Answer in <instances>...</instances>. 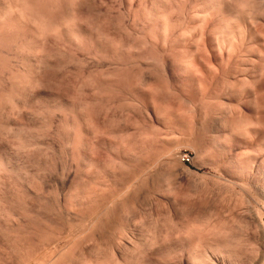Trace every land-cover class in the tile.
<instances>
[{"label": "rangeland", "instance_id": "1", "mask_svg": "<svg viewBox=\"0 0 264 264\" xmlns=\"http://www.w3.org/2000/svg\"><path fill=\"white\" fill-rule=\"evenodd\" d=\"M4 1L14 11L0 0V264H117L113 247L129 237L134 263L145 253L139 262L186 264L204 246L211 264H261L264 0H233L236 14L208 0ZM70 17L75 36L60 28ZM243 197L253 218L235 206Z\"/></svg>", "mask_w": 264, "mask_h": 264}, {"label": "bare ground", "instance_id": "2", "mask_svg": "<svg viewBox=\"0 0 264 264\" xmlns=\"http://www.w3.org/2000/svg\"><path fill=\"white\" fill-rule=\"evenodd\" d=\"M1 1H2L1 4L3 5L4 12H6L7 14H9L8 11H10V12L14 11V10H10V9H12L11 7H13L12 5L9 6L8 3L5 2L4 0H1ZM62 1H63V0H62ZM206 1H207V0H206ZM240 1H242V0H240ZM249 1H250V0H249ZM208 2H209V3H207V4H210V5H212L213 7H214V6L217 7L218 5L220 6V5L224 4V5L226 6V8H228V10H229L232 14L239 13V11H240V10H239L240 8H238V7H239V6H238L239 4H237L238 2L235 3V2H233V0H232V1H231V0H208ZM252 2H253V1H252ZM259 2H260V1H259ZM262 2H263V1H262ZM13 3H14V2H13ZM74 3H75V2H74ZM244 3H245V2H244ZM247 3H248V2H247ZM25 4H26V3H25ZM161 4H162V3H161ZM240 4H241V3H240ZM249 4H250V3H249ZM251 5H252V4H251ZM208 6H209V5H208ZM241 6H242V4H241ZM241 6H240V7H241ZM244 6H245V5H244ZM247 6H248V5H247ZM247 6H246V7H247ZM257 6H258V5H257ZM170 7H171V6H170ZM173 7H174V6H173ZM209 7H210V6H209ZM221 7H223V6H221ZM221 7H220V8H221ZM246 7L242 8V9H243V10H246ZM248 7H249V6H248ZM248 7H247V9H248ZM15 8H16V7H15ZM155 8H156V7H155ZM223 8H224V7H223ZM251 8H252V7H251ZM13 9H14V8H13ZM211 9H212V8H210V12H211ZM214 9H215V8H214ZM242 9H241V10H242ZM263 9H264V8H263ZM221 10H222V9H221ZM249 10H250V9H249ZM255 10H256V9H255ZM17 11H19V10H17ZM150 11H151V10H150ZM247 11H248V10H246V11H241V12H243V15H244L245 12H247ZM262 11H264V10H262ZM20 12H21V11H20ZM1 13H2V12H1ZM6 13H4V14H6ZM247 13H248V12H247ZM247 13H246V14H247ZM263 13H264V12H263ZM263 13L261 12L262 15H264ZM7 14H6V15H7ZM20 14H21V13H20ZM209 14H210V13H209ZM228 14H229V13H228ZM240 14H242V13H240ZM240 14H237V15L240 16ZM204 15H206V14H204ZM213 15H214V14H213ZM253 15H254V14H253ZM258 15H259V14H258ZM193 16H194V15H193ZM198 16H199V15H198ZM198 16H197V17H198ZM234 16L237 17L236 15H234ZM248 16H250V15L248 14ZM7 17H8V16H7ZM73 17H74V16H73ZM80 17H81V16H80ZM251 17H252V16H251ZM3 18H4V17H3ZM21 18H22V17H21ZM65 18H66V17H65ZM70 18H71V17H70ZM70 18H69V19H70ZM201 18H202V17H201ZM231 18H232V16H231ZM231 18H230V21H231ZM238 18H239V17H238ZM249 18H250V17H249ZM256 18H257V17H256ZM263 18H264V17H263ZM63 19H64V18H63ZM75 19H76V18H75ZM134 19H135V18H134ZM205 19H206V18H205ZM236 19H237V18H236ZM239 19H240V18H239ZM239 19H238V20H239ZM253 19H254V18H253ZM73 20H74V18H73V19L71 18V20H68V21L65 20L66 23L64 22L65 24L63 23V24H62V27H60L61 29L63 28V29L65 30V32L69 33V36H70V35H72V36L74 35V34H71V33H73V32H71V31H73V30L75 29V28L73 29L74 22H75V20H74V21H73ZM85 20H86V19H85ZM211 20H212V19H211ZM241 20H242V19H241ZM251 20H252V19H251ZM254 20H255V19H254ZM254 20H253V21H254ZM232 21H233V20H232ZM244 21H245V20H244ZM141 23H142V22H141ZM75 25H76V23H75ZM200 25H201V24H200ZM253 25H254V23H253ZM226 26H227V25H226ZM57 27H58V26H57ZM163 27H164V26H163ZM228 27H229V24H228ZM47 28H48V27H47ZM53 28H54V27H53ZM60 28H59V29H60ZM88 28H89V27H88ZM160 28H161V27H160ZM202 28H203V27H202ZM55 29H56V28H55ZM55 29H54V30H55ZM57 29H58V28H57ZM61 29H60V30H61ZM72 29H73V30H72ZM124 29H126V28H124ZM156 29H157V28H156ZM163 29H164V28H163ZM197 29H198V28H197ZM197 29H196V30H197ZM224 29H225V30L222 31V33H223V32L225 33V31H227L226 28H224ZM227 29H228V28H227ZM194 30H195V29H194ZM249 30H250V29H249ZM252 30H253V29H252ZM256 30H257V28H256ZM46 31H47V29H46ZM57 31H58V30H57ZM74 31H75V30H74ZM162 31H163V30H162ZM257 31H259V30H257ZM55 32H56V30H55ZM201 32H203V31H201ZM220 32H221V30H220ZM96 33H97V32H96ZM174 33H175V32H174ZM34 34H35V33H34ZM48 34H49V33H48ZM152 34H153V33H152ZM198 34H199V33H198ZM256 34H258V32H257ZM40 35H41V34H40ZM125 35H126V34H125ZM259 35H260V34H259ZM56 36H57V35H56ZM74 36H75V35H74ZM254 36H255V35H254ZM50 37H51V36H50ZM185 37H186V36H185ZM213 37H214V36H213ZM250 37H251V36H250ZM44 38H45V37H44ZM70 38H71V37H70ZM73 38H74V37H73ZM73 38H72V40H73ZM180 38H181V37H180ZM191 38H192V37H191ZM199 38H200V37L198 36V39H199ZM263 38H264V37H263ZM75 39H76V38H75ZM182 39H183V38H182ZM198 39H197V40L195 39V40L198 41ZM217 39L219 40V37H218ZM63 40H64V39H63ZM175 40H176V39H175ZM195 40H194V42H195ZM218 40H217V41H218ZM76 41H77V39H76ZM224 41H226V40H223V42H224ZM229 41H230V39H229ZM130 42H131V41H130ZM219 42H220V41H219ZM226 42H227V41H226ZM226 42H225V43H226ZM232 42H235V41H232ZM237 42H238V41H237ZM76 43H77V42H76ZM176 43H177V42H176ZM198 43H199V42H198ZM215 43H216V42H215ZM225 43H224V44H225ZM227 43L230 44V42H227ZM35 44H36V43H35ZM234 44H235V43H234ZM236 44H237V43H236ZM198 45H199V44H198ZM231 45H232V43H231ZM231 45H230V46H231ZM39 46H40V45H39ZM131 46H132V45H131ZM243 46H244V44H243ZM41 47H42V46H41ZM134 47H135V46H134ZM220 47H221V45H220ZM228 47H229V46H228ZM231 47H232V46H231ZM233 47H234V46H233ZM36 48H37V47H36ZM218 48H219V47H218ZM224 48H225V46H224ZM228 49H230V47H229ZM35 50H37V49H35ZM40 50H41V49H40ZM190 50H192V49L190 48ZM219 50H220V49H219ZM133 51H134V50H133ZM232 51H233V49H232ZM260 51H261V50H260ZM263 51H264V50H263ZM263 51H262V53H264ZM34 52H35V51H34ZM38 52H39V51H38ZM115 52H116V50H115ZM197 52H198V51H197ZM220 52H221V51H220ZM223 52H224V51H223ZM35 53H36V52H35ZM193 53H194V52H193ZM233 53H234V52H233ZM36 54H37V53H36ZM36 54H34V55H36ZM137 54H138V53H137ZM194 54H196V50H195V53H194ZM194 54H191L192 56H191V55L189 56V57H191L190 59L193 58V60H190V59L187 58L188 61H184L185 64H184V62H181V63L184 64L183 67L181 66V67L183 68L184 71H188V70L191 69V68H189V67H190V64H189L190 62H189V61H193L194 65L197 64V63H195L194 61H195L196 59H198V58H196V55H195V57H193ZM203 54H204V53H203ZM227 54L229 55V54H231V53L229 52V53H227ZM235 54H236V53H235ZM38 55H39V54H38ZM48 55H49V54H48ZM210 55H211V54H210ZM231 55H232V54H231ZM258 55H259V54H258ZM260 55H262V54H260ZM198 56H199V55H198ZM201 56H202V55H201ZM263 56H264V55H263ZM36 57H37V55H36ZM184 57H185V56H184ZM184 57H183V58H184ZM229 57L231 58V56H228V57H227V58L230 60ZM237 57H238V56H237ZM195 58H196V59H195ZM223 58H224V57H223ZM223 58H222V59H223ZM33 59H34V58H33ZM201 59H202V58H201ZM206 60H207V59H206ZM224 60H225V58L223 59V61H222V60H221V61H222V62H226V61H224ZM260 60H261V59H260ZM173 61H174V60H173ZM202 61H203V60H202ZM221 61H220V62H221ZM33 62H35V61H33ZM177 62H178V61H177ZM186 62H187V63H186ZM205 62H206V61H205ZM227 62H228V61H227ZM228 63H229V62H228ZM228 63H227V64H228ZM179 64H180V63H179ZM188 64H189V65H188ZM206 64H207V63H206ZM225 64H226V63H225ZM176 65H177V64H176ZM191 65H192V62H191ZM178 66L180 67V65H178ZM263 66H264V64H263ZM194 67H195V66H194ZM194 67H193V65H192V69H193V71L195 70ZM224 67H225V66H224ZM227 67H228V66H227ZM192 69H191V71H192ZM197 69H198V68H197ZM211 69H212V68H211ZM215 69H216V68H215ZM262 69H264V68H262ZM181 70H182V69H181ZM209 70H210V69H209ZM197 72H198V71H197ZM210 72H211V71H210ZM263 72H264V70H263ZM263 72H262V73H263ZM164 73H165V72H164ZM28 74H29V73H28ZM185 74H186V73H185ZM190 74H191V73H190ZM192 74H193V72H192ZM195 74H196V73H195ZM109 75H110V74H109ZM196 75H197V74H196ZM252 75H253V74H252ZM261 75H262V74H261ZM142 76H143V75H142ZM256 76H257V75H256ZM144 79H145V78H144ZM142 81H143V80H142ZM154 81H155V80H154ZM258 81H259V79L257 80V83H258ZM139 82H140V81H139ZM254 84H255V82H254ZM254 84H253V85H254ZM17 85H18V84H17ZM34 85H35V84H34ZM255 85H256V84H255ZM135 86H136V85H135ZM22 87H23V86H22ZM142 87H143V86H142ZM31 89H32V88H31ZM59 90H60V89H59ZM22 93H23V92H22ZM28 93H29V92H28ZM65 93H66V92H65ZM26 94H27V93H26ZM134 97H135V96H134ZM257 97H258V96H257ZM21 98H22V97H21ZM37 99H38V98H37ZM257 99H258V98H257ZM165 101H166V100H165ZM128 102H129V100H128ZM260 102H261V101H260ZM87 103H88V102H87ZM260 104H261V103H260ZM118 105H119V104H118ZM255 105H257V104H255ZM241 108H242V107H241ZM262 109H263V108H262ZM236 111H237V110H236ZM240 111H241V110H240ZM18 114H19V113H18ZM81 114H82V113H81ZM85 114H86V113H85ZM238 115H239V114H238ZM10 117H11V116H10ZM82 118L84 119L83 116H82ZM85 118H86V117H85ZM12 119H13V118H12ZM8 120H9V119H8ZM72 120H73V119H72ZM12 121H13V120H12ZM12 121H11V122H12ZM86 121H87V119H85V122H86ZM258 121L260 122V120H258ZM85 122H84V123H85ZM87 122H89V121H87ZM106 122H107V121H106ZM252 122H253V121H252ZM8 123H10V122H8ZM249 123H250V122H249ZM253 123L256 124V122H253ZM259 124L262 125L263 123L261 124V122H260ZM259 124H258V125H259ZM83 125H84V124H83ZM85 125H86V124H85ZM251 125H252V124H251ZM251 125H250V126H251ZM256 125H257V124H256ZM256 125H255V126H256ZM258 125H257V127H258ZM87 126H88V125H87ZM88 127H90V126H88ZM251 127H252V126H251ZM253 127H254V126H253ZM253 127H252V129H253ZM84 128H85V127H84ZM89 129H90V128H89ZM259 129H260V128H259ZM240 130H242V129H240ZM248 130H249V129H248ZM257 130H258V129H257ZM89 131H91V129H90ZM241 132H242V131H241ZM89 133H90V132H89ZM91 133H93V131H91ZM256 135H257V134H256ZM96 136H97V135H96ZM245 136H246V135H245ZM162 137H163V136H162ZM89 138H90V137H89ZM163 139H164V138H163ZM91 140H93V139L91 138ZM145 140H146V139H145ZM73 141H74V140H73ZM263 141H264V140H263ZM152 142H153V141H152ZM90 143H91V142H90ZM93 143H94V142H93ZM98 143H99V142H98ZM139 144H140V143H139ZM91 145H92V144H91ZM82 146H83V145H82ZM155 146H156V145H155ZM84 147H85V146H84ZM90 147H91V146H90ZM91 148H92V147H91ZM127 148H128V147H127ZM83 149H84V148H83ZM90 150H91V149H90ZM153 151H154V150H153ZM168 151H169V150H168ZM158 152H160V151H158ZM90 154H91V153H90ZM145 154H146V153H145ZM159 154H160V153H159ZM86 155H87V154H86ZM84 156H85V155H84ZM87 156H88V155H87ZM164 156H165V155H164ZM164 156H163V157H164ZM85 157H86V156H85ZM90 157H91V156H90ZM92 157H93V156H92ZM150 157H151V156H150ZM83 158H84V157H83ZM153 158H154V157H153ZM160 158H161V157H160ZM91 159H92V158H89V160H91ZM254 159H255V158H254ZM262 159H263V158H262ZM89 160H87V159H86V161L84 160V161H85V164H86L87 167H88V163H89L88 161H89ZM153 160H154V159H153ZM158 160H159V159H158ZM82 162H83V161H82ZM92 162H93V160H91V164L93 165ZM151 162H152V161H151ZM144 163H145V162H144ZM157 163H158V162H157ZM260 163H261V162H260ZM260 163H259V164H260ZM96 164H97V163H96ZM261 164H262V163H261ZM92 165H91V166H92ZM154 165H155V164H154ZM154 165H153V166H154ZM250 165H251V164H250ZM131 166H132V165H131ZM143 166H144V164H143ZM254 166H255V165H254ZM84 167H85V166H84ZM126 167H127V166H126ZM145 167H146V166H145ZM90 168H91V167H90ZM90 168H89V169H90ZM132 168H133V167H132ZM146 168H147V167H146ZM151 168H152V166H151ZM153 168H154V167H153ZM254 168H255V167H254ZM83 169H84V168H83ZM139 169H140V168H139ZM243 169H244V168H243ZM255 169H256V168H255ZM87 170H88V169H87ZM122 170H123V169H122ZM249 170H250V169H249ZM253 170H254V169H253ZM88 171H89V170H88ZM251 171H252V169H251ZM45 172H46V171H45ZM90 172H91V171H90ZM137 172H138V171H137ZM152 172H153V171H152ZM128 173H129V172H128ZM142 173H143V172H142ZM250 173H251V172H250ZM151 174H152V173H151ZM25 175H26V174H25ZM88 175H89V174H88ZM130 175H131V174H130ZM143 175H145V174H143ZM143 175H142V176H143ZM89 176H91V175H89ZM92 176H93V175H92ZM140 176H141V175H140ZM129 177H130V176H128L127 179H129ZM131 177L134 178V175L132 174ZM244 177H245V176H244ZM82 178H83V177H82ZM132 178H130V179H132ZM135 178H136V177H135ZM137 178H138V177H137ZM137 178H136V179H137ZM249 178H250V177H249ZM123 180H124V179H123ZM138 180H139V179H138ZM138 180H136V181H138ZM228 180H229V179H228ZM238 180H239V179H238ZM249 180H250V179H249ZM95 181H96V180H95ZM129 181H131V180H129ZM140 181H141V180H140ZM257 181H258V180H257ZM145 182H146V181H145ZM238 182H239V181H238ZM251 182H252V181H251ZM124 183H125V182H124ZM131 183H132V182H131ZM131 183H130V184H131ZM133 183H134V182H133ZM139 183H140V182H139ZM246 183H247V182H246ZM258 183H259V182H258ZM125 184H126V183H125ZM125 184H124V185H125ZM143 184H144V183H143ZM240 184H241V183H240ZM254 184H255V183H254ZM35 185H36V184H35ZM117 185H118V184H117ZM126 185H127V184H126ZM131 185H132V184H131ZM133 185H134V187H135L136 182H135V184H133ZM248 185H250V187L252 188L250 182L248 183ZM255 185H256V184H255ZM127 186H128V185H127ZM139 186H140V185H139ZM147 186H148V185H147ZM243 186H245L244 182H242V187H243ZM257 186H258V185H257ZM257 186H255V187H257ZM259 186L262 187L260 184H259ZM128 187H129V186H128ZM128 187H127V188H128ZM130 187H131V186H130ZM130 187H129V188H130ZM229 187H230V186H229ZM250 187H248V188L250 189ZM132 188H133V186H132ZM253 188H254V187H253ZM253 188H252V190H253ZM92 189H93V188H92ZM115 189H116V188H115ZM122 189H123V188H122ZM166 189H168V188H166ZM244 189H245V187H244ZM249 189H247V190H249ZM134 190H135V189H134ZM136 190H137V189H136ZM256 190H257V189H256ZM256 190H255V192H256ZM260 190H261V189H260ZM245 191H246V190H245ZM249 191H250V190H249ZM253 191H254V190H253ZM55 192H56V191H55ZM57 192H58V191H57ZM114 192H115V191H114ZM124 192H125V191H124ZM240 192L242 193V190H241ZM247 192H248V191H247ZM258 192H259V191H258ZM82 193H83V192H82ZM110 193H111V192H110ZM130 193H131V192H130ZM237 193H238V192H237ZM241 193H240V194H241ZM243 193H244V190H243ZM256 193H257V192H256ZM262 193H263V192H262ZM111 194H112V193H111ZM113 194H115V193H113ZM127 194H128V193H127ZM162 194H163V193H162ZM245 194H246V193H244V195H243V194H242V195L245 196ZM251 194H254V193H251ZM260 194H261V192H260ZM70 195H71V194H70ZM163 195H164V194H163ZM109 196H110V195H109ZM118 196H120V195H118ZM258 196H259V195H258ZM116 197H117V196H116ZM172 197H173V196H172ZM137 198H138V197H137ZM170 198H171V197H170ZM254 198H255V199L257 198V197H255V194H254ZM81 199H82V198H81ZM99 199H100V198H99ZM108 199H109V198H108ZM172 199H173V198H172ZM235 199H236V198H235ZM244 199H245V198L243 197V200H244ZM260 199H261V198H260ZM64 200H65V199H64ZM73 200H74V199H73ZM241 200H242V198H241ZM241 200H240V201H241ZM71 201H72V200H71ZM112 201H113V200H112ZM128 201H129V200H128ZM246 201H249V202H247V203L250 204L251 199H250V200H246V199H245V201L238 202V203H240V205L236 203L237 205H235V206L237 207V209H238V206H239V208H240V209L242 208V210H243V208L246 207V205H247V203H245L246 205L244 204V202H246ZM257 201H258V200H257ZM119 202H120V201H119ZM259 202H260V201H258V203H259ZM103 203H104V202H103ZM174 203H175V202H174ZM253 203H254V202H253ZM260 203H261V202H260ZM241 204H242V205L244 204L245 206H244V205L242 206ZM64 205H65V204H64ZM106 205H107V204H106ZM218 205H219V204H218ZM225 205H226V204H225ZM251 205H253V204L251 203ZM254 205H255V204H254ZM259 205H260V204H259ZM263 205H264V203H263ZM183 206H184V205H183ZM249 206H250V205H249ZM254 207H255V206H254ZM254 207L251 208V210H252V212H253V213L251 212V215L254 214V211H260V210H257V209H256L257 207H255L256 210H253ZM126 208H128V207L126 206ZM213 208H214V207H213ZM234 208H235V207H233V209H234ZM258 208H259V207H258ZM263 208H264V206H263ZM72 209H73V208H72ZM107 209H108V208H107ZM237 209H236V210H237ZM246 209H247V207H246ZM182 210H183V209H182ZM242 210H240V211H242ZM244 210H245V209H244ZM244 210H243L242 212H244ZM247 210H248V214L250 215L249 209H247ZM247 210H246V211H247ZM251 210H250V211H251ZM263 210H264V209H263ZM137 211H138V210H137ZM211 211H212V210H211ZM80 212H81V211H80ZM100 212H101V211H100ZM113 212H114V211H113ZM183 212H184V211H183ZM190 212H191V211H190ZM222 212H223V211H222ZM229 212H230V211H229ZM242 212H239V213L242 214ZM261 212H262V210H261ZM261 212H259V213L256 212L257 214H255V215L257 216V218H256V222H257V223H260V225H261L262 222H263V221H261V218H262V215L264 214V211L262 212L263 214H262ZM81 213H82V212H81ZM108 213H109V212H108ZM215 213H216V212H215ZM260 213H261L262 215H261ZM195 214H196V213H195ZM210 214H211V213H210ZM227 214H228V213H227ZM231 214H232V212H231ZM234 214H236V213H234ZM243 214H244V213H243ZM245 214H247V213L245 212ZM245 214H244V215H245ZM222 215H223V214H222ZM224 215H225V214H224ZM224 215H223V216H224ZM251 215H250V217L253 216V215H252V216H251ZM255 215H254V217H255ZM258 215H259L260 218H258ZM93 216H94V215H93ZM100 216H101V215H100ZM167 216H168V215H167ZM195 216H196V215H195ZM210 216H211V218H212V215H210ZM168 217H169V216H168ZM181 217H182V216H181ZM209 218H210V217H208L207 220H208ZM215 218H216V217H214L213 219H215ZM235 218H236V217H235ZM241 218H242V217H241ZM252 218H253V217H252ZM252 218H251V219H252ZM14 219H15V218H14ZM116 219H117V218H116ZM203 219H204V218H203ZM251 219H250V220H251ZM16 220H17V219H16ZM80 220H81V219H80ZM184 220H185V219H184ZM215 220H216V219H215ZM217 220H218V219H217ZM253 220L255 221V219H253ZM124 221H125V220H124ZM133 221H134V220H133ZM204 221H205V219H204ZM204 221H203V222H204ZM212 221H213V220H212ZM220 221H221V220H220V218H219V221H216V223L218 222V223L221 225V222H223V220H222L221 222H220ZM248 221H249V220H248ZM13 222H14V221H13ZM16 222H17V221H16ZM30 222H31V221H30ZM188 222H189V221H188ZM195 222H196V221H195ZM201 222H202V221H201ZM203 222H202V223H203ZM206 222H207V221H206ZM210 222H211V221H210ZM249 222H250V221H249ZM202 223H201V224H202ZM223 223H224V222H223ZM250 223L253 224V221H251ZM263 223H264V222H263ZM25 224H26V223H25ZM122 224H123V223H122ZM182 224H183V223H182ZM194 224H195V223H193V225H194ZM206 224H209V223H205V225H206ZM214 224H215V223H214ZM32 225H33V224H32ZM69 225H70V224H69ZM193 225H192V226H193ZM209 225H210V224H209ZM211 225H212V224H211ZM211 225H210V226H211ZM216 225H217V224H215V225L213 226L212 232H209V230H208V233H209V234H210V233H211V234L216 233L215 231H216L217 229H219V228H217L219 225H218V226H216ZM222 225H223V224H222ZM225 225H226V224H225ZM254 225H255V224H254ZM256 225H257V224H256ZM20 226H21V225H20ZM40 226H41V225H40ZM103 226H104V225H103ZM134 226H135V225H134ZM178 226H179V225H178ZM178 226H177V227H178ZM215 226H216V227H215ZM257 226H259V225H257ZM263 226H264V224H263ZM263 226H261V227H262L261 230H264V229H263ZM172 227H173V226H172ZM200 227H201V225L199 224V229H201ZM211 227H212V226H211ZM25 228H26V227H25ZM43 228H44V227H43ZM119 228H120V227H119ZM147 228H148V227H147ZM189 228H190V226L188 227V229H189ZM193 228H195V227L193 226ZM196 228H198V224H197ZM202 228H204V227H202ZM207 228H208V227H207ZM258 228H259V227H258ZM258 228H255V229H256V230H259ZM26 229H27V228H26ZM123 229H124V228H123ZM125 229H126V228H125ZM131 229H132V227H131ZM145 229H146V228H145ZM209 229H210V228H209ZM215 229H216V230H215ZM223 229H224V228H223ZM24 230H25V229H24ZM34 230H35V229H34ZM105 230H106V229H105ZM194 230H195V229H193V231H194ZM206 230H207V229H206ZM213 230H215V231H213ZM25 231H26V230H25ZM63 231H64V230H63ZM69 231H70V230H69ZM86 231H87V230H86ZM186 231H187V229L185 230V232H186ZM199 231H200V230H199ZM199 231H198V232L196 231V233H197V235L199 236L198 238H200L199 240H200V241H203L202 238H203L204 236H203V235L200 236V235L198 234V233H200V232L202 231V229H201L200 232H199ZM221 231H222V230H221ZM109 232H110V231H109ZM130 232H131V231H130ZM167 232H168V231H167ZM188 232H190L189 235H192V234H191V232H192L191 230H190V231L188 230ZM188 232H186L187 235H188ZM256 232H257V231H256ZM258 232H261V231H258ZM263 232H264V231H263ZM72 233H73V232H72ZM126 233H127V232H126ZM134 233H135V232H134ZM134 233H131V234H134ZM182 233H183V232H182ZM182 233H180V234H182ZM193 233H195V231H194ZM196 233H195L194 235H196ZM201 233H202V232H201ZM201 233H200V234H201ZM203 233H204V232H203ZM208 233H207V234H208ZM225 233H228V231L225 232ZM42 234H43V233H42ZM54 234H55V233H54ZM73 234H75V233H73ZM76 234H77V233H76ZM79 234H80V233H79ZM127 234H129V232H128ZM160 234H161V233H160ZM209 234H208V235H209ZM246 234H247V233H246ZM260 234H262V233H260ZM260 234H259V235H260ZM30 235H31V234H30ZM40 235H41V234H40ZM107 235H108V234H107ZM123 235H125V234L123 233ZM135 235H136V234H135ZM139 235H140V234H139ZM139 235H138V236H139ZM147 235H148V234H147ZM177 235H179V234H177ZM177 235H176V236H177ZM204 235H205V234H204ZM216 235H217V234H215V238H217V239H216L217 241H218L219 238L221 239L220 236H218V235L216 236ZM259 235H258V236H259ZM21 236H22V235H21ZM38 236H39V235H38ZM44 236H45V235H44ZM53 236H54V235H53ZM57 236H58V235H57ZM84 236H85V235H84ZM111 236H112V235H111ZM117 236H118V235H117ZM133 236H134V235H133ZM149 236H150V235H149ZM156 236H157V235H156ZM176 236H175V238H176ZM202 236H203V237H202ZM212 236H213V235H212ZM212 236L210 235V238H211ZM228 236H229V235H228ZM228 236H224V238H225V237H228ZM263 236H264V235H263ZM49 237H50V236H49ZM121 237H122V236H121ZM125 237H126V236H125ZM134 237H135V236H134ZM154 237H155V236H154ZM165 237H166V236H165ZM170 237H171V236H170ZM170 237H169V238H170ZM180 237H181V236L179 235V238H180ZM205 237H206V235H205ZM205 237H204V238H205ZM260 237H261V235H260ZM38 238H39V237H38ZM40 238H41V240H42V237H40ZM67 238H68V237H67ZM82 238H83V237H82ZM92 238H93V237H92ZM118 238H120V237H118ZM126 238H128V236H127ZM126 238H124V239H126ZM129 238H130V240L128 239V241H127L129 244H127V243L125 244V242H122L123 238H121V240H120V239L118 240V241H119V242H118L119 245H120V243L122 242V243H123V246H117V243H116L117 241L115 242L116 245L113 244V246L115 245L116 247H113V248H114V251L112 250V251H113L112 253H115L117 256H115L114 254H112V255H114L115 258L117 257V258H116V259H117V261H116L117 264H138V263H139V264H142V263H144V262H139V261H140V259H141V260L143 259L145 253L143 254V256L139 254L142 258H139L140 256H138L139 259H138V260L135 259V260H136V263H134V262H135L134 260L131 261V254H129V253L132 252V251H134V249L131 248V249H132V250H131L129 247H130V246H134V245H133L132 242H131V239H132L133 237H132V238L129 237ZM146 238H147V237H146ZM148 238H149V237H148ZM161 238H163V237H161ZM167 238H168V236L166 237V239H167ZM177 238H178V236H177ZM188 238H189V236H188ZM195 238H197V236H196ZM204 238H203V239H204ZM208 238H209V237H208ZM210 238H209V240H210ZM212 238H214V237H212ZM212 238H211V239H212ZM215 238L211 240V243H213V242L216 241ZM224 238H222V239H224ZM254 238H255V237H254ZM43 239H44V237H43ZM57 239H58V238L55 239L56 242H57ZM133 239H134V238H133ZM133 239H132V240H133ZM206 239H207V237H206ZM220 239H219V241L221 242ZM227 239H228V238H227ZM227 239L225 238V240H227ZM256 239H257V242H259L257 237H256ZM48 240L50 241V239H48ZM53 240H54V238H53ZM55 240H54V241H55ZM58 240H59V239H58ZM73 240H74V239H73ZM77 240H78V239H77ZM93 240H94V239H93ZM112 240H113V239H112ZM112 240H111V241H112ZM126 240H127V239H126ZM169 240H170V239H169ZM174 240H175V239H174ZM199 240H198V241H199ZM214 240H215V241H214ZM225 240H224V241H225ZM228 240H229V239H228ZM228 240H227V241H228ZM259 240H260V239H259ZM261 240H262V239H261ZM45 241H47V239H46ZM59 241H60V240H59ZM107 241H108V239H107ZM146 241H147V240H146ZM154 241H155V238H154ZM154 241H152V240L150 241V239H149V241H147V244H146V242L144 243V244L147 245L146 248L149 247V248L147 249L148 251H149V250L152 248V246L155 244ZM156 241H157V238H156ZM178 241H179V239H177V242H178ZM180 241H182V240H180ZM180 241H179V242H180ZM192 241H193V243H194V240H192ZM196 241H197V240H196ZM200 241L198 242V244L201 243ZM206 241H208V240H206ZM227 241H225V243H226ZM255 241H256V240H255ZM32 242H34V241H32ZM32 242H31V243H32ZM51 242H52V241H51ZM83 242H84V241H83ZM97 242H98V241H97ZM135 242H136V241L134 240L133 243H135ZM161 242H162V241H161ZM174 242H175V246H177V245H176V241H174ZM183 242H184V240H183ZM222 242H223V241H222ZM230 242H232V241H230ZM263 242H264V241H263ZM21 243H22V240H21ZM25 243H27V242H25ZM42 243H43V242H42ZM48 243H49V242H48ZM54 243H55V242H54ZM57 243H58V242H57ZM57 243H56L55 245H57ZM81 243H82V242H81ZM102 243H103V242H102ZM163 243H164V242H163ZM180 243H181V242H180ZM180 243H179V244H180ZM202 243H204V241H203ZM207 243H208V242H206V244H205L206 246H207ZM228 243H229V242H228ZM228 243H227V245H229V248H227L228 246H226V245L220 243V244L224 245V246H223L224 248H222V249H225V247H226V249H230V251H231V250L233 251L234 248H232V244H228ZM51 244H52V243H50V245H51ZM82 244H83V243H82ZM90 244H91V243H90ZM96 244L98 245L99 243H96ZM106 244H107V243H106ZM124 244H125V245H124ZM198 244H197V246H198ZM218 244H219V242H218ZM258 244H260V243H258ZM40 245H41V244H40ZM46 245H47V244H46ZM48 245H49V244H48ZM52 245H53V244H52ZM64 245H65V243H64ZM75 245H76V244H75ZM108 245H109V244H108ZM121 245H122V244H121ZM182 245H183V243H182ZM202 245H203V244H202ZM202 245H200V247H201ZM208 245H210V243H209ZM212 245H213V244H211V246H212ZM216 245H217V243H216ZM216 245H215V246H216ZM230 245H231V246H230ZM30 246H31V245H30ZM41 246H42V245H41ZM106 246H107V245H106ZM160 246H161V245H160ZM197 246H196V247H197ZM213 246H214V245H213ZM213 246H212V247H213ZM217 246H218V245H217ZM26 247H27V246H26ZM33 247H34V246H33ZM45 247H46V246H45ZM52 247H54V246H52ZM52 247H51V248H52ZM55 247H56V246H55ZM55 247H54V248H55ZM67 247H68V245H67ZM95 247H96V246H95ZM110 247H111V246H110ZM137 247H139V245H138ZM153 247H154V246H153ZM158 247H159V246H158ZM190 247H191V246H190ZM200 247H199V248H200ZM212 247H211V249H212ZM220 247H221V246H220ZM230 247H231V248H230ZM257 247H258V246H257ZM257 247H256V248H257ZM46 248H48V247H46ZM51 248H50L49 250H52ZM57 248H59V247H57ZM96 248H97V247H96ZM99 248H100V247H99ZM142 248H143V247H142ZM161 248H162V247H161ZM208 248H209V247H208ZM214 248H215V247H214ZM236 248H238V247H236ZM242 248H243V247H242ZM258 248H259V247H258ZM260 248H262V246H260ZM62 249H63V248H62ZM100 249H102V248H100ZM106 249H108V248H106ZM136 249H137V248H136ZM203 249H204V246H202V250L197 248L196 251H195V248H194V249H193L194 251H193V252L191 251V252L189 253V255H188V262H186V264H205V263H203V262L205 261V258H206L207 256L205 257V254H204V255L202 254V255H203V259H204V261H203V259L201 260L202 256L199 257L201 254H200V255H197V251H198V250L203 251ZM206 249H207V248H206ZM217 249H218V248H217ZM220 249H221V248H220ZM222 249H221V250H222ZM262 249H263V248H262ZM45 250H46V249H45ZM45 250H44V251H45ZM57 250H58V249H57ZM66 250H67V249H66ZM94 250H95V249H94ZM94 250H93V251H94ZM138 250H139V249H138ZM152 250H153V249H152ZM170 250H171V249H170ZM190 250H191V249H190ZM212 250H213V249H212ZM212 250H210V251H212ZM215 250H216V249H215ZM35 251H36V250H35ZM38 251H39V250H38ZM47 251H48V250H47ZM55 251H56V248H55V250L53 249V252H52L53 255H55V254H54ZM63 251H64V250H63ZM101 251H102V250H101ZM115 251H116V252H115ZM205 251H206V250H205ZM217 251H219V250H217ZM224 251H226V250H224ZM230 251H229V253H230ZM232 251H231V252H232ZM234 251H237V250L234 249ZM256 251H257V250H256ZM259 251H262V250H258V251H257L259 254H261V252H259ZM27 252H28V250H27ZM30 252H31V251H30ZM36 252H37V251H36ZM45 252H46V251H45ZM50 252H51V251H50ZM50 252H46V253H50ZM83 252H84V251H83ZM102 252H103V251H102ZM109 252H110V251H109ZM146 252H147V251H146ZM151 252H152V251H151ZM188 252H189V251H188ZM195 252H196V253H195ZM199 252H200V251H199ZM199 252H198V253H199ZM206 252H207V251H206ZM208 252H209V251H208ZM219 252H220V251H219ZM227 252H228V251H227ZM244 252H245V251H244ZM244 252H243V253H244ZM31 253H32V252H31ZM31 253H30V254H31ZM38 253H39V252H38ZM40 253H42V252H40ZM46 253H45V255H46V257H47V254H46ZM55 253H56V252H55ZM203 253H205V252H203ZM215 253H216V252H215ZM217 253H218V252H217ZM220 253H221V252H220ZM234 253H235V252H234ZM33 254H34V253H33ZM106 254H107V253H106ZM141 254H142V253H141ZM206 254H207V253H206ZM208 254H210V253H208ZM212 254H213V252H212ZM218 254H219V253H218ZM236 254H237V253H236ZM236 254H235V256H236ZM244 254H246V253H244ZM256 254H257V253H256ZM263 254H264V253H263ZM39 255H40V254H39ZM41 255L44 256V254H41ZM53 255H52V257H53ZM75 255H76V254H75ZM97 255H98V254H97ZM223 255H224V253H222V256H223ZM232 255H233V253H232ZM237 255H238V254H237ZM37 256H38V255H37ZM37 256H36V257H37ZM42 256H41V257H42ZM48 256H49V255H48ZM104 256H105V254H104ZM107 256H108V255H107ZM132 256H133V254H132ZM210 256H211V254H210ZM219 256H221V255H219ZM230 256H231V254H230ZM240 256H241V254H240ZM240 256L238 255V257H240ZM245 256H246V255H245ZM254 256H255V254H254ZM254 256H253V257H254ZM257 256H258V255H257ZM25 257H26V255H25ZM25 257H24V258H25ZM41 257H40V259H41ZM44 257H45V256H44ZM46 257H45V258H46ZM50 257H51V256H50ZM90 257H91V256H90ZM95 257H96V256H95ZM105 257H106V256H105ZM112 257H113V256H112ZM136 257H137V255H136ZM176 257H177V256H176ZM198 257H199V258H198ZM204 257H205V258H204ZM225 257H226V256H225ZM225 257H223V258L225 259ZM233 257H234V256H233ZM233 257H232V258H233ZM236 257H237V256H236ZM253 257H252V258H253ZM22 258H23V257H22ZM98 258H101V256L98 257ZM108 258H109V259H108ZM113 258H114V257H113ZM149 258H150V257H149ZM173 258H174V257H173ZM208 258H210V257L208 256ZM208 258H206V262H207V259H208ZM215 258H216V257H215ZM217 258H218V257H217ZM220 258H221V257H220ZM249 258L251 259V257H249ZM259 258H260V257H259ZM263 258H264V257H263ZM36 259H37V258H36ZM42 259H43V260H40V261H43V262H44L45 259H44V258H42ZM86 259H87V258H86ZM91 259H92V257H91ZM101 259H102V258H101ZM103 259H104V257H103ZM103 259H102V260H103ZM105 259H106V260H103V261H106V262H108V263L111 262V261H109V260H110V256L106 257ZM107 259H108V260H107ZM146 259H147V258H146ZM146 259H145V260H146ZM180 259H181V258H180ZM221 259H222V258H221ZM224 259H223V260H224ZM233 259H234V258H233ZM255 259H257V258H255ZM21 260H22V259H21ZM70 260H71V259H70ZM93 260H96V259H93ZM113 260H114V259H113ZM145 260H143V261H145ZM211 260H212V258H210V259L208 260V263H210L209 261H211ZM213 260H214V262H212L213 264L217 262V261L215 262V259H214V258H213ZM218 260H219V259H218ZM240 260H241V257H240ZM243 260H244V259H243ZM243 260H242V261H243ZM247 260H248V258H247ZM253 260H254V259H253ZM253 260H251V261H253ZM258 260H259V259H258ZM261 260H262V263H261V264H264V263H263V260H264V259H261ZM37 261L39 262V259H37ZM84 261H85V260H84ZM96 261H98V259H97ZM137 261H138V262H137ZM146 261H147V260H146ZM181 261H182V260H181ZM201 261H202V263H201ZM234 261H235V260H234ZM234 261H232V263H234ZM236 261H237V260H236ZM248 261H249V260H248ZM30 262H31V261H30ZM43 262H39V263L41 264V263H43ZM100 262H101V261H100ZM100 262H99V263L97 262V263L100 264ZM221 262H222V261H221ZM237 262H238V261H237ZM243 262H245V261H243ZM246 262H247V261H246ZM255 262H256V261H255ZM28 263H29V262H28ZM70 263H71V262H70ZM84 263H85V262H84ZM93 263H94V262H93ZM103 263H104V262H101V264H103ZM150 263H151V262H150ZM150 263H149V264H150ZM174 263H175V262H174ZM247 263H249V262H247ZM252 263H254V262H252ZM257 263H258V262H257ZM43 264H44V263H43ZM45 264H46V263H45ZM79 264H80V263H79ZM88 264H89V262H88ZM110 264H111V263H110ZM144 264H145V263H144ZM146 264H147V263H146ZM178 264H179V263H178ZM210 264H211V263H210ZM216 264H217V263H216ZM224 264H225V263H224ZM229 264H230V263H229ZM244 264H245V263H244ZM258 264H259V263H258Z\"/></svg>", "mask_w": 264, "mask_h": 264}, {"label": "built area", "instance_id": "3", "mask_svg": "<svg viewBox=\"0 0 264 264\" xmlns=\"http://www.w3.org/2000/svg\"><path fill=\"white\" fill-rule=\"evenodd\" d=\"M189 160V158H187Z\"/></svg>", "mask_w": 264, "mask_h": 264}]
</instances>
